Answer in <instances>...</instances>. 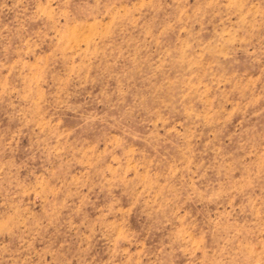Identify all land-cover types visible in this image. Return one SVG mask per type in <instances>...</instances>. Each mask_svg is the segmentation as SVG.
<instances>
[{
	"label": "rangeland",
	"instance_id": "obj_1",
	"mask_svg": "<svg viewBox=\"0 0 264 264\" xmlns=\"http://www.w3.org/2000/svg\"><path fill=\"white\" fill-rule=\"evenodd\" d=\"M0 264H264V0H0Z\"/></svg>",
	"mask_w": 264,
	"mask_h": 264
}]
</instances>
